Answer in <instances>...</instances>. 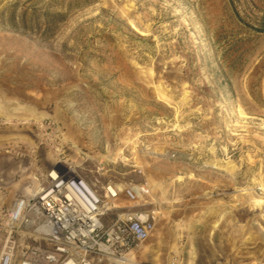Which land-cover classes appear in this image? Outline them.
Returning a JSON list of instances; mask_svg holds the SVG:
<instances>
[{
  "label": "rangeland",
  "instance_id": "obj_1",
  "mask_svg": "<svg viewBox=\"0 0 264 264\" xmlns=\"http://www.w3.org/2000/svg\"><path fill=\"white\" fill-rule=\"evenodd\" d=\"M262 14L264 0H0V206L55 165L97 191L146 187L119 201L156 216L141 262H264Z\"/></svg>",
  "mask_w": 264,
  "mask_h": 264
},
{
  "label": "built area",
  "instance_id": "obj_2",
  "mask_svg": "<svg viewBox=\"0 0 264 264\" xmlns=\"http://www.w3.org/2000/svg\"><path fill=\"white\" fill-rule=\"evenodd\" d=\"M146 192L142 184L114 183L97 191L53 165L37 189L0 206V264H146L136 253L153 233L156 216L119 205L123 197L135 201ZM165 264H181L180 254Z\"/></svg>",
  "mask_w": 264,
  "mask_h": 264
},
{
  "label": "crops",
  "instance_id": "obj_3",
  "mask_svg": "<svg viewBox=\"0 0 264 264\" xmlns=\"http://www.w3.org/2000/svg\"><path fill=\"white\" fill-rule=\"evenodd\" d=\"M42 179V178H41ZM168 235V234H167ZM173 235H174V238H176V239H180V238H182V237H186V235H187V233L186 232H182V233H173ZM195 235H198V234H196L195 233ZM0 241H1V235H0ZM178 254H180V253H178ZM171 257V256H170ZM180 258H181V256H180ZM168 261V260H167ZM192 262H200V263H202V260H199L198 258H196L195 256L193 257V258H191V259H189V260H186V261H183V259L181 258V264H191ZM203 264V263H202Z\"/></svg>",
  "mask_w": 264,
  "mask_h": 264
},
{
  "label": "trees",
  "instance_id": "obj_4",
  "mask_svg": "<svg viewBox=\"0 0 264 264\" xmlns=\"http://www.w3.org/2000/svg\"><path fill=\"white\" fill-rule=\"evenodd\" d=\"M252 27H254L257 31H264V14H262L261 18L257 22H254Z\"/></svg>",
  "mask_w": 264,
  "mask_h": 264
},
{
  "label": "bare ground",
  "instance_id": "obj_5",
  "mask_svg": "<svg viewBox=\"0 0 264 264\" xmlns=\"http://www.w3.org/2000/svg\"><path fill=\"white\" fill-rule=\"evenodd\" d=\"M262 188H264V187H262ZM250 196H251V195H250ZM252 196H253V195H252ZM252 196H251V197H252Z\"/></svg>",
  "mask_w": 264,
  "mask_h": 264
}]
</instances>
